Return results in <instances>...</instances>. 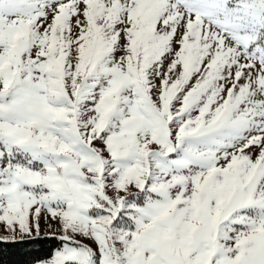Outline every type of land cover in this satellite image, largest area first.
<instances>
[{
	"label": "snow or ice",
	"instance_id": "snow-or-ice-1",
	"mask_svg": "<svg viewBox=\"0 0 264 264\" xmlns=\"http://www.w3.org/2000/svg\"><path fill=\"white\" fill-rule=\"evenodd\" d=\"M11 248L264 264V0H0Z\"/></svg>",
	"mask_w": 264,
	"mask_h": 264
},
{
	"label": "trees",
	"instance_id": "trees-1",
	"mask_svg": "<svg viewBox=\"0 0 264 264\" xmlns=\"http://www.w3.org/2000/svg\"><path fill=\"white\" fill-rule=\"evenodd\" d=\"M27 247H36V246H25ZM44 250H47L50 247V242L45 241L42 245ZM36 254V253H33ZM29 259V255L25 253V249L22 248H11L8 250V255L0 257V264H3L4 261L9 262H22L27 261Z\"/></svg>",
	"mask_w": 264,
	"mask_h": 264
}]
</instances>
